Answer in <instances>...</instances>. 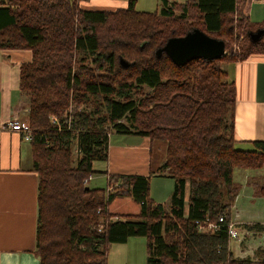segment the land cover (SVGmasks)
Returning a JSON list of instances; mask_svg holds the SVG:
<instances>
[{"label":"trees","instance_id":"obj_1","mask_svg":"<svg viewBox=\"0 0 264 264\" xmlns=\"http://www.w3.org/2000/svg\"><path fill=\"white\" fill-rule=\"evenodd\" d=\"M81 1L0 0V49L32 51L19 83L29 100L39 174L40 263L108 264L113 243L143 236L147 264H264V245L254 257H234L229 249L241 186L234 173L260 172L249 182L264 196V141L239 144L236 88L223 67L264 54V36L250 38L264 19L247 15V0H165L159 11L138 10L134 0L126 8L90 10ZM195 27L225 40L220 59L179 66L156 56L170 37ZM113 131L165 141L163 164L149 175L113 173L108 188L86 183L94 163L108 160ZM166 172L175 186L164 204L150 196V181ZM124 196L140 205L139 213L109 210ZM208 220L219 228L202 231ZM246 226L264 231L261 223Z\"/></svg>","mask_w":264,"mask_h":264},{"label":"crops","instance_id":"obj_2","mask_svg":"<svg viewBox=\"0 0 264 264\" xmlns=\"http://www.w3.org/2000/svg\"><path fill=\"white\" fill-rule=\"evenodd\" d=\"M130 1L82 0L80 5L90 10H116L126 8ZM134 1L138 10L159 11L165 0ZM168 1L185 3L190 0ZM245 10L252 20H263L264 0H247ZM31 59L30 49H0L1 122L15 118L25 120L28 114V100L20 89L19 82L21 65ZM224 69L227 72V78L234 82L236 88V138L241 141L239 143L241 146L251 148L253 141H264V54H252L245 60L227 63ZM114 132L110 134L108 160L94 163L95 172L89 181L90 185L92 180H100L106 181L105 186L108 188L109 176L113 173L149 175L163 164L161 161H164L162 159L166 156V143L138 134L119 133L124 136L112 138ZM249 172L247 182L252 187L249 180L255 171ZM255 174L261 173L255 172ZM153 177H160L165 183L164 199L154 196V200L167 204L169 194L174 190V179L167 172L161 175L152 174L151 181ZM98 185L101 184H95L93 187L103 188ZM38 187L39 174L33 169L30 142L25 140L19 131L0 128V264H41L35 253ZM118 201L123 202L124 205H127V201L134 202L129 196L115 198L109 206L113 214L140 212L138 203L134 204L133 209L130 210L117 208L115 204ZM128 210L131 212H127ZM235 224L240 234L232 239L240 243L248 236L253 237L250 241L253 243L264 232L246 226L253 223L236 222ZM128 244L129 240L125 243H113L109 250L108 264H124L127 260L126 246ZM263 245L264 243L255 247L252 253L240 256L254 255L256 249ZM229 249L234 253L231 246ZM240 256L235 255V257Z\"/></svg>","mask_w":264,"mask_h":264},{"label":"rangeland","instance_id":"obj_3","mask_svg":"<svg viewBox=\"0 0 264 264\" xmlns=\"http://www.w3.org/2000/svg\"><path fill=\"white\" fill-rule=\"evenodd\" d=\"M87 64H90V61H87ZM226 65L227 63H224L223 67L225 68ZM146 89L149 90L148 87H146ZM26 98L28 100L27 95H26ZM27 120L28 119L26 116L25 121ZM112 135H113L112 138H116V137H120V135H123V134L114 132ZM157 141L165 143V141L163 140H157ZM158 158L160 159L159 153H158ZM162 160H165L164 157ZM163 162L164 161H161V163ZM249 171H252V170H242V169L235 170V173H234L235 180H237L241 184V186L239 189V194L235 199L234 206L232 207L231 221L235 223L239 222L243 224L255 223V222H260L264 224V196H256L253 188L248 184L247 177L250 174ZM160 180H161L160 177H153L151 181L152 184L150 182V196L153 199H154V196H157L156 198H159V199L160 198L164 199L163 189L165 187V183L162 180L161 181ZM95 184H101L98 186H103V188H107V186H105L107 184L106 181L92 180L91 186H94ZM188 191H189V188L187 189L186 203L188 201V194H189ZM171 194L172 193L169 194L168 200L170 199ZM134 204H136L135 201L134 202L127 201V205H124L123 202L118 201L116 202L115 206L117 208H126V209L129 208L131 210L133 209ZM130 210H128L127 212H131ZM252 238L250 236H248L247 238H243V242L241 243L238 240H234V239L229 240V247L230 246L232 247V251L234 252L233 253L234 257L235 255L245 256L249 253H252L255 247H257L260 244H263L264 243V232L261 235H259L253 241V243H250ZM245 249L247 250L245 251ZM126 250H127V260L124 261V264H147V239L146 237H143V236L130 237L129 244L126 246ZM253 254L254 255H248V256H252V257L256 256L255 255L256 253H253Z\"/></svg>","mask_w":264,"mask_h":264},{"label":"water","instance_id":"obj_4","mask_svg":"<svg viewBox=\"0 0 264 264\" xmlns=\"http://www.w3.org/2000/svg\"><path fill=\"white\" fill-rule=\"evenodd\" d=\"M264 36V28H259L250 33L253 41H258ZM226 53V42L221 38L209 35L200 28H193L185 35L170 37L166 43L157 48V57L167 55L175 64L181 66L193 59L206 60L220 59ZM123 66L130 63L121 58Z\"/></svg>","mask_w":264,"mask_h":264},{"label":"built area","instance_id":"obj_5","mask_svg":"<svg viewBox=\"0 0 264 264\" xmlns=\"http://www.w3.org/2000/svg\"><path fill=\"white\" fill-rule=\"evenodd\" d=\"M54 121H57V118L54 116L53 117ZM0 128L3 129H10L12 131H19L23 134V137L25 140L30 141L31 140V128L30 125L28 124L27 121L22 120L20 118H15V119H10L6 122H1L0 121ZM93 175H89V177L86 179V183L92 179ZM111 188H109L110 190ZM224 220V217H220V221ZM200 228L202 231H210L214 232L219 228L218 222H214L211 220H208L205 225H200ZM240 234L239 229L235 223H230L229 224V237L230 239L238 237Z\"/></svg>","mask_w":264,"mask_h":264}]
</instances>
